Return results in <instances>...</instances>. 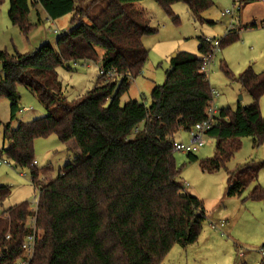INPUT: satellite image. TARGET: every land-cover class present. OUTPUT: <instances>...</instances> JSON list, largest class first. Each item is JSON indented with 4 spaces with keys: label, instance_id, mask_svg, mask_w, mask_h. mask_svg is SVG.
Here are the masks:
<instances>
[{
    "label": "trees",
    "instance_id": "16d2710c",
    "mask_svg": "<svg viewBox=\"0 0 264 264\" xmlns=\"http://www.w3.org/2000/svg\"><path fill=\"white\" fill-rule=\"evenodd\" d=\"M98 1L84 6L83 0H9L8 19L24 36L35 26L29 14L36 5L51 20L69 15L70 24L54 46L45 42L28 52L0 50V98L9 101L10 120L20 110V86L47 110L46 115L14 128L8 122L2 129L7 145L0 148V159L3 155L17 167H29L30 181L38 189L35 216L41 234L29 264H159L174 245L194 243L205 218L202 201L177 180L173 142L178 132L189 131L205 117L211 88L200 65L212 44L200 37L199 55L174 54L164 82L152 88L147 105L137 100L121 103L120 96L148 56L142 38L156 30L135 6L141 0H106L90 15ZM154 1L168 15H173V3L183 2L194 17L213 5L212 0ZM254 2L264 0H239L238 11ZM256 26L253 22L244 29ZM236 39V32L227 30L219 47ZM99 51L97 80L67 101L57 67L95 61ZM238 79L251 103L218 109L205 134L215 139V150L201 159L203 171L223 167L244 136L254 145L264 143L258 104L264 71L247 69ZM50 135L61 142L74 140L78 152L46 181L33 164V142ZM185 153L194 159L192 152ZM260 168L264 160L230 172L226 195L239 197ZM6 195L7 188L0 186V200ZM248 197L264 199V187L255 185ZM28 206L21 202L0 212V264H13L22 255L21 243L29 231L26 220L32 213ZM261 250L264 254V242Z\"/></svg>",
    "mask_w": 264,
    "mask_h": 264
},
{
    "label": "rangeland",
    "instance_id": "374dc122",
    "mask_svg": "<svg viewBox=\"0 0 264 264\" xmlns=\"http://www.w3.org/2000/svg\"><path fill=\"white\" fill-rule=\"evenodd\" d=\"M90 1L83 0L79 3L85 6ZM105 2L106 0H99L100 5L96 3L90 9V15L97 13ZM212 4L201 13L200 17H194L183 2L171 5L173 15L165 13L154 0H141L136 3L149 17L150 26L156 31L142 38L148 56L141 73L130 81L128 90L120 96L121 103L137 100L147 105L152 88L164 82L165 73L171 67L173 54L187 52L199 55L200 37L220 40L227 30L235 31L237 39L216 49L208 72L209 86L218 92L215 106L217 109L234 110L238 105L245 106L251 103V97L242 88L238 77L247 69L255 73L264 71V2L244 5L241 11L234 9L232 0H212ZM8 6L9 0H0V47L8 52L14 49L19 52L32 51L45 42L54 46L58 34L70 28L69 15L53 21L39 20V17L43 18L44 12L39 5H36L30 8L29 14V19L35 23V26L27 36H24L10 23L7 16ZM227 9H234V15L226 14ZM253 22L261 25L244 29V25ZM54 29L57 33L53 32ZM3 44L7 47L3 48ZM98 54L95 61L69 63L70 69L65 66L57 67L63 95L67 101L82 95L97 80L100 51ZM223 67H226L230 75L226 74ZM18 92L20 110L12 121L9 101L5 97L0 98V148L7 145L2 139L4 124L10 122V126L14 128L19 122L31 121L47 114V110L27 88L20 86ZM258 104L261 117L264 118V94L259 98ZM174 138L179 142H190L188 131H180ZM75 146L74 140L61 142L55 135L37 139L33 144L35 167L47 171L50 179L56 177L58 168L76 155ZM214 150L215 139L204 136L203 145L192 152L194 159L189 158L185 152L174 151V162L179 170L177 180L187 184L184 189L186 193L202 201L205 213L202 229L215 232L226 242H230L231 264H261L264 199L255 200L248 195L255 185L264 187V168L259 169L257 178L249 183L240 197H227L226 191L230 172L244 170L247 167L253 168L264 160V143L254 145L251 137L244 136L240 139L239 149L223 167L213 172L203 171L200 167L201 159L211 157ZM1 158L8 164H0V186L7 188V195L0 200V212L21 202L30 204L38 192L30 181L29 167L20 168L5 156L2 155ZM204 239L205 237H201V241L197 242L198 245L195 243L186 252L183 247L176 244L159 264H211L212 257L217 256L214 244L207 250L204 248L207 251L203 250L205 255L201 250L198 252L199 256L194 253L196 249L203 248ZM239 251L244 252V256H240Z\"/></svg>",
    "mask_w": 264,
    "mask_h": 264
},
{
    "label": "built area",
    "instance_id": "2783aa9c",
    "mask_svg": "<svg viewBox=\"0 0 264 264\" xmlns=\"http://www.w3.org/2000/svg\"><path fill=\"white\" fill-rule=\"evenodd\" d=\"M232 1H233V6L235 7L234 9L238 11L240 9L239 0H232ZM234 9H227L225 10V13L229 15L233 13L234 15V11H235ZM53 32L57 33V30L54 29ZM226 33L227 31L223 35H225ZM203 39L204 41L212 44V48L210 52H208L204 56L202 64L200 65V71L204 73L208 79L209 68L213 62L214 53L216 49L219 47L220 40L209 37H203ZM210 91H211V98L209 101V105L205 111L204 119L199 122H196L193 125L192 129L188 131L190 142L188 143L179 142V141L173 142V147L175 151L193 152L203 145V138L206 132L210 129V127L214 123L215 116L217 115L218 112V109L215 106V99L218 97V92L213 88H211ZM0 164H8V162L5 161L4 159H0ZM33 164H36V161H33ZM184 184L185 186L187 185L186 183ZM34 188L38 192V189L36 187ZM37 201H38V193L34 198V200L31 201L28 206V210L32 213L27 217L26 220V226L28 227L29 231L27 232L21 243L22 255L13 264H29V261L32 258L35 243L39 239L41 234V229L36 225L35 212L37 209ZM211 226L213 227L214 225L212 224ZM6 238H8V235H6ZM260 253L264 258V254L262 250H260Z\"/></svg>",
    "mask_w": 264,
    "mask_h": 264
},
{
    "label": "crops",
    "instance_id": "0c3cea01",
    "mask_svg": "<svg viewBox=\"0 0 264 264\" xmlns=\"http://www.w3.org/2000/svg\"><path fill=\"white\" fill-rule=\"evenodd\" d=\"M255 3V2H254ZM99 4V1L97 2V5ZM100 5V4H99ZM135 6L137 7V8H139L136 4H135ZM139 9H141V8H139ZM44 12V11H43ZM41 19H46V20H51V19H49L48 18V16L44 13V16H43V18H41V17H39V20H41ZM51 21H53V20H51ZM257 25V24H256ZM258 25H261L260 23L258 24ZM257 25V26H258ZM226 32V31H225ZM224 32V33H225ZM3 48H5V47H7V45H5V44H3ZM0 50H2L1 49V47H0ZM26 108V107H25ZM51 136H53V135H50V136H48V137H46V138H49V137H51ZM37 139H39V138H36L35 140H34V142L35 141H37ZM34 142H33V144H34ZM76 147V146H75ZM76 152H78V149H77V147H76ZM36 165V164H35ZM60 168V167H59ZM58 168V169H59ZM39 171H40V173H41V176L44 178V180H46V181H48V180H50V177H49V173L47 172V171H41L40 169H38ZM48 178V179H47ZM227 197H237V196H227ZM240 197V196H239ZM201 237L203 238V237H205V239H204V244H203V248L202 249H199V250H193L194 251V253L196 254L197 253V256H199L198 255V252L201 250L202 251V253H203V255H205V253L203 252V250H207L209 247H212L213 246V244L216 246V249H215V254L217 255V256H215L216 258H213L212 257V259H211V264H231V261H230V256H229V252L231 251V246H230V242L228 241V242H226V240H224L223 238H221V236L218 234H215V232L213 233V232H210V230H208V229H202L201 228V231H200V233H199V236H198V238H197V240L194 242V243H192V244H189V245H186V246H180V247H183V249H184V251L186 252L188 249H189V247H193L192 245H194L195 243H197L198 241H201ZM217 241H216V240ZM263 239V241H262V243L264 242V238H261V240ZM200 243V242H199ZM262 243H261V245H262ZM218 244H221V245H218ZM196 245H198V243L196 244ZM175 246V245H174ZM173 246V247H174ZM173 247L171 248V249H173ZM198 247V246H197ZM205 248V249H204ZM222 249H226L225 251H223ZM205 250V252H207ZM227 251V252H226ZM214 254V255H215ZM239 254H240V256H244V252H242V251H239Z\"/></svg>",
    "mask_w": 264,
    "mask_h": 264
},
{
    "label": "water",
    "instance_id": "95a60500",
    "mask_svg": "<svg viewBox=\"0 0 264 264\" xmlns=\"http://www.w3.org/2000/svg\"><path fill=\"white\" fill-rule=\"evenodd\" d=\"M174 55V54H173ZM240 98H241V96H240Z\"/></svg>",
    "mask_w": 264,
    "mask_h": 264
}]
</instances>
